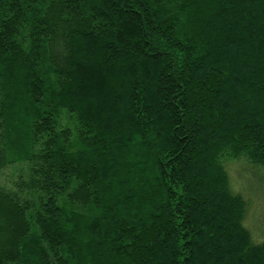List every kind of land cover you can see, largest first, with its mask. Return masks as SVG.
Segmentation results:
<instances>
[{
  "label": "trees",
  "instance_id": "16d2710c",
  "mask_svg": "<svg viewBox=\"0 0 264 264\" xmlns=\"http://www.w3.org/2000/svg\"><path fill=\"white\" fill-rule=\"evenodd\" d=\"M232 162L264 180V0H0V264H264Z\"/></svg>",
  "mask_w": 264,
  "mask_h": 264
},
{
  "label": "rangeland",
  "instance_id": "374dc122",
  "mask_svg": "<svg viewBox=\"0 0 264 264\" xmlns=\"http://www.w3.org/2000/svg\"><path fill=\"white\" fill-rule=\"evenodd\" d=\"M22 165L0 170V184L14 188L21 175ZM231 176V189L241 194L249 202L244 225L251 231L257 243L264 241V180L253 175V169L243 162L228 165ZM254 176V177H253ZM258 180H254V178Z\"/></svg>",
  "mask_w": 264,
  "mask_h": 264
}]
</instances>
